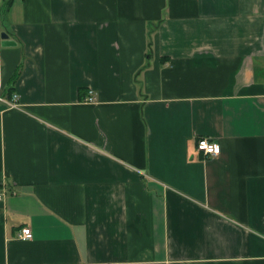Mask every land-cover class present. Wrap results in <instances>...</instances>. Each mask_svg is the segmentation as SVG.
<instances>
[{
    "label": "crops",
    "instance_id": "obj_1",
    "mask_svg": "<svg viewBox=\"0 0 264 264\" xmlns=\"http://www.w3.org/2000/svg\"><path fill=\"white\" fill-rule=\"evenodd\" d=\"M12 94L0 264H264V0H0Z\"/></svg>",
    "mask_w": 264,
    "mask_h": 264
},
{
    "label": "built area",
    "instance_id": "obj_2",
    "mask_svg": "<svg viewBox=\"0 0 264 264\" xmlns=\"http://www.w3.org/2000/svg\"><path fill=\"white\" fill-rule=\"evenodd\" d=\"M91 93V91H90ZM93 97L92 95H90L87 98V101H92ZM0 102H3L6 104V106L8 107H18L19 103H18V99H17V95L16 94H12L10 96V98H5L3 96L0 95ZM202 141H206V147H201V143ZM216 146H218V154L220 152V147L219 144L209 140L208 138H199L196 142V148L198 151H200L203 155L205 156H216L218 155L216 152ZM0 199H1V193H0ZM18 238L22 239V240H26V239H30L31 238V230L29 227H22L18 233Z\"/></svg>",
    "mask_w": 264,
    "mask_h": 264
},
{
    "label": "water",
    "instance_id": "obj_3",
    "mask_svg": "<svg viewBox=\"0 0 264 264\" xmlns=\"http://www.w3.org/2000/svg\"><path fill=\"white\" fill-rule=\"evenodd\" d=\"M1 38H2V45H13V44H15L14 41H11L9 39L8 34H6L4 32L1 33Z\"/></svg>",
    "mask_w": 264,
    "mask_h": 264
},
{
    "label": "clouds",
    "instance_id": "obj_4",
    "mask_svg": "<svg viewBox=\"0 0 264 264\" xmlns=\"http://www.w3.org/2000/svg\"><path fill=\"white\" fill-rule=\"evenodd\" d=\"M201 147H202V148H203V147H206V141H202V143H201ZM218 151H219L218 146H216V152H217V154H218Z\"/></svg>",
    "mask_w": 264,
    "mask_h": 264
}]
</instances>
